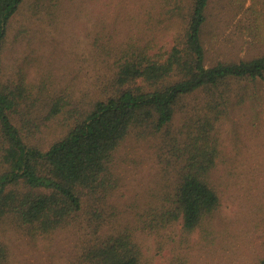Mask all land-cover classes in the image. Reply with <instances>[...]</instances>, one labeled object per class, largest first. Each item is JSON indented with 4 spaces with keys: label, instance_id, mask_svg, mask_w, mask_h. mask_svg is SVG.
<instances>
[{
    "label": "trees",
    "instance_id": "16d2710c",
    "mask_svg": "<svg viewBox=\"0 0 264 264\" xmlns=\"http://www.w3.org/2000/svg\"><path fill=\"white\" fill-rule=\"evenodd\" d=\"M25 1L0 0V228L10 223L35 239L88 213L104 224L119 186L116 155L135 134L161 140L170 180L139 219L99 235L84 260L142 264L137 231L161 236L180 226L182 242L197 232L210 242L213 217L221 206L213 176L223 153L224 124L232 110L252 101L254 87L264 83V55L208 66L203 28L212 0H154L146 13L147 29H170V49L160 45L158 34L145 41L131 30L125 41L111 36L99 49L105 37L98 33L94 46L113 72L104 96L85 108L67 93L49 95L42 109L35 105L43 96H35L26 78L3 79L7 32ZM124 2L129 0L120 1L119 18L101 15L91 24L90 17L87 29H141ZM70 3L51 0L50 20L57 14L61 20L75 7ZM177 118L183 124L175 129ZM188 261L177 252L171 264ZM0 264H9V248L1 238Z\"/></svg>",
    "mask_w": 264,
    "mask_h": 264
},
{
    "label": "rangeland",
    "instance_id": "374dc122",
    "mask_svg": "<svg viewBox=\"0 0 264 264\" xmlns=\"http://www.w3.org/2000/svg\"><path fill=\"white\" fill-rule=\"evenodd\" d=\"M71 1L75 6L71 11L61 20L58 14L50 20L51 0H26L13 16L4 43L3 79L26 78L35 96H43L35 105L42 109L47 108L49 95L67 93L85 108L104 96L113 72L94 46L98 33L105 37L99 49L111 36L119 43L125 41L130 30L145 41L158 34L161 46H172L170 29H147L146 13L154 0L124 2L137 16L135 26L141 29H87L90 17L91 24L101 15L119 18L120 1L124 0ZM203 29L208 33V66L262 56L264 0H212ZM253 94L252 101L242 110H232L224 124L223 153L213 176L221 206L213 217L210 242L204 241L200 232L182 242L180 226L163 231L161 236L137 231L142 264H171L177 252L188 257V264H260L264 257V83L254 87ZM182 124L177 118L175 129ZM166 157L160 139L130 135L116 155L119 186L110 200L113 206L107 207V221L98 225L88 213L52 235L35 239L7 223L0 228V238L9 248V264H90L84 260L85 251L98 236L139 219L146 205L154 203L165 188L170 180L164 169ZM97 226L99 233L95 232Z\"/></svg>",
    "mask_w": 264,
    "mask_h": 264
}]
</instances>
